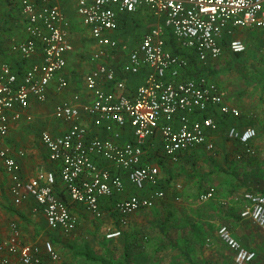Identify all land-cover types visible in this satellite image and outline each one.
<instances>
[{"label": "built area", "instance_id": "obj_1", "mask_svg": "<svg viewBox=\"0 0 264 264\" xmlns=\"http://www.w3.org/2000/svg\"><path fill=\"white\" fill-rule=\"evenodd\" d=\"M20 4L26 40L13 43L12 51L31 60L40 50L42 61L33 63L22 76L9 64H0V138L8 135L11 123L20 120L21 112L32 99L47 100L52 83L59 91L68 87L58 74L66 68L67 55L73 47L62 28L64 17L59 0H20ZM141 6L162 18L163 24L143 34L122 66V73L127 76L137 75L144 68L149 70L144 83L128 97L123 93V82L117 84V91L105 89V83L116 80V73L104 60L121 47L113 36L119 30V16L132 14ZM77 13L98 46L91 61L102 62L84 80L92 102L82 108L69 102L58 105L56 118L69 124V129L60 136L43 132L41 141L49 160L59 166L70 201L94 217H102L104 200L125 193V176L133 188L143 192L117 200L116 218L122 227L133 214L154 208L166 197V190L158 188L159 167L144 164L148 149L158 143L162 154L173 161L197 147L212 149L208 136L219 127L212 117L204 115L218 111L225 117L240 116V111L225 101L219 85L206 76L181 79V72L190 67V61L168 49L166 32H170L179 50L194 55L202 65L221 57L226 40L230 52L242 54L247 48L234 37L235 31L264 29V0H78ZM74 99L78 101L79 97ZM82 112L110 137L90 136L79 121ZM127 126L132 129L133 140L122 143L119 130ZM227 136L248 148L257 137V130L231 126ZM0 156L11 177L15 204L32 197L52 230H77V217L56 192L55 171L25 181L17 161L5 152H0ZM148 186L152 188L146 190ZM214 193L215 189L209 188L200 200L209 201ZM243 198L242 218L264 229V195L247 192ZM120 235L121 230L116 229L106 237L116 239ZM218 235L234 252L235 264H248L256 258V253L242 246L226 226L219 229ZM0 254V264H45L47 259H59L50 241L42 249L22 244L14 225L8 240L0 242Z\"/></svg>", "mask_w": 264, "mask_h": 264}, {"label": "crops", "instance_id": "obj_2", "mask_svg": "<svg viewBox=\"0 0 264 264\" xmlns=\"http://www.w3.org/2000/svg\"><path fill=\"white\" fill-rule=\"evenodd\" d=\"M67 1L59 0V4L64 17L62 28L67 33L73 50L67 55V66L62 73L58 74V77L64 78L68 82V87L59 91L56 84L52 83L49 86L48 98L45 102L32 99L29 107L21 112L20 120L11 123L8 135L0 138V152H5L17 161L20 166L21 177L25 181L40 174L55 171L58 197L69 204L78 222L80 220L78 224L82 225V212L85 211L87 217L93 215L84 210V207L70 201L60 178L59 166L49 160L48 151L41 141L43 132L60 136L69 129V124L56 118L58 105L69 102L82 108L85 103L92 102V97L86 89L84 80L90 72L102 63L91 61L93 54L98 50V46L92 42L89 31L77 13L78 0L69 4ZM2 7L5 10H3L4 17H0V28L4 27L6 22H16L15 19H18L22 31L19 37H13L10 40L9 46L11 53L18 59L8 61L2 57L0 64H9L14 72L22 76L33 63H41L42 52L37 51L33 59L27 60L12 51L13 43L26 40L20 0H0V10ZM162 24L163 19L153 16L145 6L139 7L132 14L119 16V30L114 32L113 36L119 41L121 47L114 53L110 52V56L104 60L106 65L115 70L116 80L105 83L106 90L117 91V84L123 82V93L128 97L133 96L137 88L144 83L149 70L144 68L137 75L127 76L122 73V66L128 61L129 53L140 43L143 34ZM74 32H81L83 34L82 39L87 40L85 42L86 47L92 49L87 62L88 71L83 75L80 82H75L79 69L76 70L71 67L75 55V45L71 41L76 37ZM165 36L168 49L174 52V38L169 31L166 32ZM234 37L245 43L246 51L242 54L230 52L226 40L221 57H225L227 63L233 57H242L245 61L246 71L264 72V29H238L235 31ZM171 38L173 42H170ZM184 56L189 59L190 67L181 72V79H196L200 76H206L219 85L223 97L226 92L229 93L228 97H224V99L240 111V116L233 118L225 117L218 111L208 112L204 116L212 117L219 127L215 132H210L208 136V142L213 145L212 149L205 146L197 147L181 154L178 160L173 161L162 154L157 143L156 146L146 151L147 157L144 164L159 167V184H166L165 187L168 188L175 182L176 185H173L171 193L174 194L172 200L180 201V208L178 209L184 211L181 212L183 216L180 214V217L191 218L192 225H197V229L203 234L214 230L217 232L219 227L226 226L242 246L256 253V258L248 264H264V229L252 220L241 216L245 205L243 198L245 193L252 192L264 195V80L253 83V87L250 86L252 88L249 89V87L238 83L234 76H227L224 81L221 76H215L218 72L213 70L212 65L218 63L219 59L206 66L200 64L194 55L184 52ZM76 83H79L80 86H76ZM75 96L79 97L78 101H75ZM79 121L87 128L90 136L106 138L111 135L103 127H96L92 123V119L83 112ZM231 126H236L239 129L254 127L257 130V137L249 144L250 151L247 150L249 147L247 148L243 144L228 138L227 132ZM115 129L119 130L118 127ZM119 131H121L122 143L133 140V132L130 127L127 126ZM166 161L172 163L165 166ZM164 167V172H161V168ZM124 179L125 193L103 201V215L107 214L110 218L115 219L116 226L111 225V227L115 226L112 231L122 228L116 218L115 205L117 200L143 193L133 188L126 176ZM11 186V177L5 169L3 158L0 156V242L8 240L14 225L22 244L38 245L42 249L44 243L50 241L66 262H71L74 254L80 256V253L90 250V237L82 236L83 232L79 231V228L72 233L52 230L47 224L42 208L32 197L26 198L19 205L15 204ZM150 188L152 187L148 186L146 190ZM209 188L215 189L213 198L209 201H201L200 195ZM163 189L165 190V188ZM173 203L171 204L172 211H174ZM198 238L201 239L200 236ZM211 240L207 239L209 245L213 247L214 261L220 264H235V254L221 242L216 233L213 236V241ZM201 242H203L202 239ZM2 255L5 256V254ZM61 262V258L57 262L47 259L45 264H60Z\"/></svg>", "mask_w": 264, "mask_h": 264}, {"label": "rangeland", "instance_id": "obj_3", "mask_svg": "<svg viewBox=\"0 0 264 264\" xmlns=\"http://www.w3.org/2000/svg\"><path fill=\"white\" fill-rule=\"evenodd\" d=\"M70 2L74 3L75 0L67 1L68 4ZM3 10L5 8L2 7L0 17H4ZM15 21L11 23L6 22L4 27L0 28V60L2 57H5L2 59H7L8 61H16L18 59L9 49L10 40L13 37H19L22 31V26L18 22V19H15ZM74 33L76 37L71 41L75 45V55L71 62V67L76 70L79 69L75 82H80L83 75L88 71L87 62L92 49L86 47L87 44L85 42L87 40L82 39L83 34L81 32ZM212 66L213 70L218 72L217 75H214L221 76L223 81L227 79V76H234L238 83L249 87V89L253 87V83L264 80V72L246 71L245 61H243L242 57H233L228 63L225 57H221L218 63ZM75 85L80 86L79 83ZM228 94L226 92L224 97L227 98ZM171 163L170 161H166L164 164L167 166ZM171 169L174 171L173 168ZM164 170L165 167L161 168V172H164ZM173 185H176L175 182H173ZM173 185L165 188L168 193H166V201H169L171 204L174 202L173 225L170 226L167 235L163 234L157 226L158 221L162 219L161 205L159 203L152 209L142 210L133 214L129 218L128 223L122 226L121 229L117 227L121 230V235L116 239H107L106 237L115 228V219L110 218L107 214L105 216L102 215L101 218L94 216L87 217L84 213L85 211L82 212V225L78 224L77 229L79 228V231L83 232L82 236L90 237V255L97 259L107 260L111 264H192L183 256L182 252L184 251L190 254L193 264H220L214 261L213 247L209 245L210 240L207 241V239H212L211 241H213L215 233L216 236H219L218 231L221 227H219L217 232L214 230L203 234L197 229V225H192L191 218H188L190 219L188 220L180 217V214L183 216L181 212L184 211L178 209L180 208V201L172 200L174 198V194L171 193ZM113 224L115 226L111 227ZM197 236H200L203 242ZM221 242L223 241L221 240ZM223 244L225 243L223 242ZM86 245L88 246V243ZM227 248L230 249L228 246ZM56 252L59 258H61L62 262L60 264H100L90 263L87 259L77 254H74L71 262H66L60 253Z\"/></svg>", "mask_w": 264, "mask_h": 264}, {"label": "trees", "instance_id": "obj_4", "mask_svg": "<svg viewBox=\"0 0 264 264\" xmlns=\"http://www.w3.org/2000/svg\"><path fill=\"white\" fill-rule=\"evenodd\" d=\"M170 42H173L172 38H171V41ZM174 45H175L174 53L184 55V52L181 51V50H179V48L176 47V44H174ZM165 185H162L160 183L159 184V187L160 188H166ZM159 204L161 205L160 207H161V217H162V219H160L158 221L157 226H158V228L160 229V231L163 234L167 235V232H168L170 226L173 225L172 218L174 216V212L172 211V208H171L172 205H171V203L169 201H166V200L163 199L162 201L159 202ZM182 253H183V256L190 263L193 264V260L191 259L190 254L187 253V252H184V251ZM80 256L83 257V258H85V259H87L90 263L111 264L107 260L97 259V258L91 256L88 250H86L83 253H80Z\"/></svg>", "mask_w": 264, "mask_h": 264}]
</instances>
